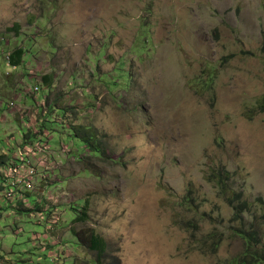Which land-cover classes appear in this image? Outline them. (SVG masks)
<instances>
[{
	"label": "rangeland",
	"instance_id": "1",
	"mask_svg": "<svg viewBox=\"0 0 264 264\" xmlns=\"http://www.w3.org/2000/svg\"><path fill=\"white\" fill-rule=\"evenodd\" d=\"M14 25L20 27L19 38L8 31ZM181 32L197 47H210L208 36L219 41L221 35L240 32L254 39L264 54V0H0V47L9 43L10 51L16 47L26 51L16 70L0 63V157L5 156L0 162V264H69V260L75 264L63 247L64 230L53 213L68 203L65 216L75 215L71 205L76 189L59 188L64 181L52 173L57 168L63 173L67 165L55 164L57 158L75 151V161L67 164L89 168L84 169L88 172L95 171V161L159 173L179 136L195 135V124L181 134L157 125L154 118H144L140 109L152 99L145 74L161 67L167 81L169 65L176 63L178 52H184L178 44ZM149 39L146 50L139 49ZM235 45L233 51L221 45L219 59L201 62L195 71L190 63L188 73L177 71L179 84L188 91L207 87L231 112L243 91L255 92L259 87L246 79L256 70L252 49L246 51L242 39H236ZM49 77L53 89L44 86ZM172 118L182 119L178 114ZM45 122L49 127L44 131ZM79 127L83 132L95 131L105 154L98 157L80 139L83 134L76 137ZM29 136L34 141L26 148L31 149L26 157L23 145ZM233 136L223 145L228 163L221 160L214 165L212 176L223 172L226 185L235 198L239 195L245 201L249 213L234 214L226 224H216L204 213L206 223L197 227L205 235L217 227L223 241L209 251L207 243L193 238L179 264H211L217 254L222 261L215 264L243 258L244 242L236 230L251 225L253 216H264L260 201L264 199V121L241 112ZM25 157L32 161L34 175L22 163ZM173 160L178 162L177 157ZM166 222L161 217L160 223ZM254 224L260 225V247H264V220ZM72 231H79L77 221ZM93 243L86 245L91 252ZM174 247L179 251L178 245Z\"/></svg>",
	"mask_w": 264,
	"mask_h": 264
},
{
	"label": "clouds",
	"instance_id": "2",
	"mask_svg": "<svg viewBox=\"0 0 264 264\" xmlns=\"http://www.w3.org/2000/svg\"><path fill=\"white\" fill-rule=\"evenodd\" d=\"M206 39H211L210 47H197L181 32L178 44L184 52H178L176 63L169 65L167 81L161 67L145 74L152 99L140 106L143 117L154 118L157 125L181 134L195 124V135L187 138L179 136L177 145L168 152L162 171L157 173L155 169L134 168L131 164L125 170L121 164L93 161L92 169L95 171L90 169L91 172H88L84 169L89 168H74L73 164H67L70 160L75 161L78 156L75 151L64 159H56L55 164L67 165L63 173L59 168L52 173L58 180L64 181L59 188L76 189L71 205L75 215L65 216L68 203L53 213L59 222L58 227L64 230L63 247L74 258L75 264H97L98 258L86 247L92 241L100 247L108 245L110 264H179L193 238L196 242L206 241L211 251L212 244L208 241L212 239L214 242L218 237L209 235L222 234L217 227H213L206 236L203 229L195 227L198 223H206L204 213L216 224H221V221L226 224L234 214L238 217L243 214L237 213L236 206L239 204L233 205V208L229 206L225 193L212 176V168L219 166L221 160L228 163L223 145L235 138L233 133L241 112L249 118L264 121V54L259 51L260 45L254 39L240 32L221 35L219 41L211 36ZM236 39H242L245 50L251 48L254 53L252 64L256 70L246 79L256 81L259 87L255 92L243 91L240 104L231 112H226L207 87L199 91H188L182 87L177 71L188 73L189 63L195 71L201 62L218 60L223 52L221 45L227 44L228 50L233 51L238 47ZM8 46L9 43H6L0 47V63L4 62L16 70L18 67L11 66L10 60L7 62L4 58L6 52L11 54ZM145 61H148L147 57ZM173 114L182 119L173 120ZM226 116L231 119H225ZM42 137L45 141L46 136ZM85 156L89 155L85 153ZM173 157H177L178 162ZM49 167H54V164ZM73 168L75 174H72ZM113 173H118V177ZM52 191L56 192L57 187L54 186ZM214 205H219V208ZM246 206L242 205V208ZM161 217L167 222L161 224ZM257 219L263 221L264 216L252 217L254 223ZM73 221L79 225V231L75 233L72 231ZM239 228L236 230L238 235ZM174 245L179 246V251ZM217 259L222 261V256L217 254L212 257L211 264H215Z\"/></svg>",
	"mask_w": 264,
	"mask_h": 264
},
{
	"label": "trees",
	"instance_id": "3",
	"mask_svg": "<svg viewBox=\"0 0 264 264\" xmlns=\"http://www.w3.org/2000/svg\"><path fill=\"white\" fill-rule=\"evenodd\" d=\"M8 31L14 32L17 38L20 37V27L14 25L11 29H8ZM146 36L148 35H145V33L142 34V37L146 38ZM149 43H150V39L147 42H145L142 46H140L139 49H141V47H144V50H146L145 47H147V44ZM10 52H11V57H10L11 66H15V67L22 66L24 55H26L25 49L23 47H16ZM122 75L125 78L126 77L128 78L130 76V74L125 71L123 72ZM111 85L116 88L119 86V83L116 84L112 83ZM44 86L46 88L53 89L54 86L53 78L49 77L44 79ZM42 127L44 130H46L45 128L48 129L49 125L45 122ZM80 128L81 127H79L74 131L76 137L79 138L80 136L78 135L83 134L82 138L80 139L85 143L86 147L88 146L92 150V152H94L98 157H101L103 154H105L102 141L95 140L94 138L95 133L93 132L95 131H92L91 128H87L86 130H89L90 132L89 131L83 132ZM26 140L27 142L23 145V148H25L27 145H30L34 141L32 139V136L31 137L29 136L28 138H26ZM4 159L5 157H0V162ZM3 165H7V164L3 163ZM1 166L2 165H0V167ZM214 179L221 188V191L225 193V198L227 202L232 205L239 204L238 206H236L238 210L237 211L238 215L245 212L249 213V209L247 208L245 201L242 200L239 195L237 198H235L233 196L234 194H232L231 192V189L226 185L225 183L226 177L224 176L223 172H219L218 174H216L214 176ZM228 190L229 193H227ZM261 202L263 204V211H264V201L262 200ZM242 205L246 206V210L242 208ZM253 223L254 221L251 223V225L247 226V228H244L243 226L239 228L240 229L239 236L244 241V252L242 254L243 258H240L241 256L239 258H233V260L229 264H264V247H260V244L262 242L260 239V225ZM195 227L197 226L195 225ZM212 236L218 237V239H216L214 242L212 239H209V242H211L212 244L211 249L217 250L222 241V234L218 232L209 235V237ZM205 243L207 242L205 241ZM107 247H108L107 244H105L103 247H100L94 241L93 248L91 250L92 253L98 258L97 264H110V260L107 256V250H108Z\"/></svg>",
	"mask_w": 264,
	"mask_h": 264
},
{
	"label": "built area",
	"instance_id": "4",
	"mask_svg": "<svg viewBox=\"0 0 264 264\" xmlns=\"http://www.w3.org/2000/svg\"><path fill=\"white\" fill-rule=\"evenodd\" d=\"M10 56H11V54L10 53H5V56H4V58H5V60L7 61V62H9V60H10ZM36 91H39V89H36ZM26 148H28V146H26L24 149H26ZM31 151V149H26V152H24L23 154H22V156H28L29 155V152ZM26 157L25 158H22V163H24L25 164V167H29V169H32V173H31V175H34L35 174V169H34V167L32 166V161L31 160H27L26 159ZM17 166H19V168L22 166L19 162H17ZM24 166V165H23ZM23 167H21V169H22ZM30 176V175H29ZM19 183H20V181H19ZM23 185H27V184H23ZM27 187H28V185H27Z\"/></svg>",
	"mask_w": 264,
	"mask_h": 264
},
{
	"label": "crops",
	"instance_id": "5",
	"mask_svg": "<svg viewBox=\"0 0 264 264\" xmlns=\"http://www.w3.org/2000/svg\"><path fill=\"white\" fill-rule=\"evenodd\" d=\"M5 154H7V153H5ZM2 157H5V156H2ZM7 158H9V156L7 157ZM8 160V159H7ZM1 162H3V161H1ZM8 162V161H7ZM3 168V167H2Z\"/></svg>",
	"mask_w": 264,
	"mask_h": 264
}]
</instances>
